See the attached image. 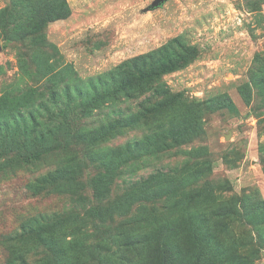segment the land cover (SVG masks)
Listing matches in <instances>:
<instances>
[{
	"label": "rangeland",
	"instance_id": "374dc122",
	"mask_svg": "<svg viewBox=\"0 0 264 264\" xmlns=\"http://www.w3.org/2000/svg\"><path fill=\"white\" fill-rule=\"evenodd\" d=\"M38 1L32 0L29 6H35L32 12L37 10L38 15H44L45 11L39 12V7L51 0ZM154 1L67 0L70 14L48 22L49 17L45 16L44 26L38 30L34 19L21 8L22 0H0V12L16 6L18 14L25 16L13 15L10 40L1 31L0 16V97L25 94L31 89L46 96L52 87L51 80L85 81L178 37L182 42L173 46L190 61L164 75L165 85L171 93H181L189 100L214 101L208 107L200 106V133L194 128L187 132L184 125L177 126L175 131V127H169L171 116L162 125L145 123L106 142L105 145H121L131 150L128 165L120 168L112 180L109 196L101 201L89 189L84 192V201H78L70 195L47 193L42 188L33 191L28 187L29 182L55 166L33 174L20 171L17 176H0V264H23L26 259L37 264L36 259L46 255L43 245L34 242L43 224L72 212L84 213L92 206L108 207L113 201H118V207L104 222L92 221L87 229L89 235L83 238L96 239L97 230L107 229L121 243L113 245L115 264H153L149 241L133 242L153 227L149 224L146 225L149 228H144L140 219L148 215L153 223L163 216L158 221L164 222L169 219L162 212L169 207L176 215L179 212L176 206L181 209L197 206L196 192L206 185L217 188L216 195L229 202L226 206L241 211L223 223L211 218L207 224L198 221L206 225L199 227L204 238L197 231L193 232V238L217 241L211 242L207 249L211 256L214 253L211 264H233L232 255L235 261L246 259L253 255L247 251L252 248L259 253L252 264H264V243L254 229L255 224L264 222V0H166L153 7ZM186 51L193 54L188 56ZM241 87L249 89L250 102L244 99ZM124 99L113 109H96L81 124L96 127L122 113L140 109L134 101ZM165 128L170 130L166 129L167 136L161 142L148 139L153 132L160 133ZM195 164L203 167L202 176L199 180L189 176L186 182L174 181L173 193L177 195L170 193L173 195H164L154 202L134 199L122 205L120 198L131 192L135 183H155L167 175L179 177L188 171L185 169H195ZM203 207L204 214L212 216L206 202ZM257 211L251 220L245 218L247 212ZM185 220L178 216L171 222L174 227H184ZM70 233L63 234L67 245L72 241ZM98 238L100 241L101 237ZM193 238L187 230L173 236L175 248L182 250L180 255H189L197 246ZM54 239L60 237L56 235ZM126 243L131 247L126 248ZM131 243L137 246L132 247ZM224 247L226 252L216 255ZM15 249L24 254L11 255L18 252ZM50 255L48 252V257L54 260Z\"/></svg>",
	"mask_w": 264,
	"mask_h": 264
},
{
	"label": "trees",
	"instance_id": "16d2710c",
	"mask_svg": "<svg viewBox=\"0 0 264 264\" xmlns=\"http://www.w3.org/2000/svg\"><path fill=\"white\" fill-rule=\"evenodd\" d=\"M31 1L22 0L21 8L25 10V14L28 13L29 17L34 19L38 30L44 26L45 16L49 17L46 21L48 22L66 17L71 12L67 0H51L46 4L41 3L39 12L43 10L45 14L38 15L37 10L32 12L35 6H29ZM15 12H17L16 6L0 12L1 31L7 40H10L12 35L9 24L13 15L25 18L24 14L19 15L18 12L14 14ZM180 42H182L181 39L177 37L160 48L132 57L113 69L85 81L80 78L65 83L51 80L52 87L46 96L38 89H31V92L25 94L22 92L17 96H1L0 176H17L20 171L33 174L41 168L55 166L47 174L29 182L28 187L33 191L42 188L41 191L45 190L47 193L70 195L78 201H84V192L89 189L95 199L101 201L109 196L112 180L117 172L119 173L124 165H128L129 150H131L130 148L125 150L120 147L121 145H105L106 142L124 134L129 128L139 127L145 123L162 125L171 116L169 127H175V131L178 129L177 126L184 125L185 131L189 132L194 128L195 132L200 133L202 130L200 106L204 104L208 107L214 104V101L189 100L181 93L173 94L163 81L164 75L181 69L190 61L189 57L179 55L173 46L174 43ZM186 54L191 56L193 52L186 51ZM240 90L244 99L250 102L249 89L241 87ZM125 97L134 101L140 109L122 113L116 119H111L96 127L81 124V121L90 117L96 109L100 107L113 109L125 100ZM225 99L229 100L228 97ZM173 108L175 110L179 108V110L175 112ZM166 129L169 132L168 128L160 133L158 130L148 136V139L152 138L161 142L167 136ZM135 144L137 142L132 145ZM136 151L139 152L138 149ZM140 151L142 152L141 149ZM138 155L139 153L136 154ZM195 165V169H190V171L185 169L188 171L179 177L167 175L155 183L146 181L140 184L135 183L130 189L131 192H127L120 198L122 205H127L134 199L145 202L160 200L164 195L175 192L176 183L174 181L176 180L186 182L189 176L194 180H199L203 174V167L199 164ZM216 190L217 188L213 185H206L203 189L197 190L195 197L199 198L198 205L184 209L174 205L172 209L176 206L175 210L179 211L176 215L172 214L169 207L167 211L162 212L165 218L169 219H164V222H167L165 224L158 221L163 216L153 221L154 224L148 215L144 216L143 218L146 219H140L143 222L142 226L149 228L146 225L152 224L153 227L139 235L143 238L140 237L138 241L133 240V242L149 241L153 247L151 255L153 264H211L214 253L211 256L207 249L211 242L215 244L217 241L214 239L202 241L193 238L194 231L199 232L200 237L204 238L199 227L206 225H201L198 221L207 224V219L211 218L223 223L228 217L241 214V211L235 207L226 206L229 202L221 200L216 195ZM205 202L206 206L211 207L212 216L204 214ZM220 203L223 205L218 208ZM110 204L108 207L92 206L84 213L72 212L70 215L56 219L55 222L43 224L34 242L43 245L46 255L36 259L37 264H115L116 249H113V245L121 244L116 239L115 233L103 229L96 231L98 234L96 239L83 238L89 235L87 229L92 221L104 222L107 215L114 211L116 206L118 207V201ZM262 204L264 205V202ZM258 212H247L245 218L251 220ZM178 216L186 218L184 227H174L175 223L171 222ZM254 226L256 234L264 243V222ZM185 230L198 244L189 255H180L182 250L175 248L173 236ZM67 231H70V235L73 236L69 245L63 242V234ZM56 235L60 237L59 240L54 239ZM98 237H101L100 241ZM135 243H131L132 247L137 246ZM129 244L126 248H129L127 247L130 246ZM225 250L227 247L221 249L219 253L216 252V255L222 256ZM15 251L18 252L11 255L24 254L18 249ZM247 251L252 252L253 255L246 259L241 258L239 261H235L232 255V263L252 264L255 259L259 258L257 248ZM48 252L54 260L48 257ZM23 264L31 263L26 259Z\"/></svg>",
	"mask_w": 264,
	"mask_h": 264
},
{
	"label": "water",
	"instance_id": "95a60500",
	"mask_svg": "<svg viewBox=\"0 0 264 264\" xmlns=\"http://www.w3.org/2000/svg\"><path fill=\"white\" fill-rule=\"evenodd\" d=\"M166 0H155L153 3V7H156L158 5H162Z\"/></svg>",
	"mask_w": 264,
	"mask_h": 264
}]
</instances>
